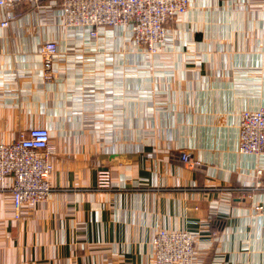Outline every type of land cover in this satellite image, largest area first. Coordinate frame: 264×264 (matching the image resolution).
<instances>
[{
	"label": "crops",
	"instance_id": "crops-1",
	"mask_svg": "<svg viewBox=\"0 0 264 264\" xmlns=\"http://www.w3.org/2000/svg\"><path fill=\"white\" fill-rule=\"evenodd\" d=\"M263 106L264 0H191L156 55L128 29L66 28L54 0L0 9V142L45 128L57 150L47 201L17 221L0 193V264H154L160 227L192 233L195 264H264V157L239 152L241 114Z\"/></svg>",
	"mask_w": 264,
	"mask_h": 264
},
{
	"label": "built area",
	"instance_id": "built-area-1",
	"mask_svg": "<svg viewBox=\"0 0 264 264\" xmlns=\"http://www.w3.org/2000/svg\"><path fill=\"white\" fill-rule=\"evenodd\" d=\"M44 0H0V9L7 10L15 4L39 5ZM61 4L66 28H88L96 38L101 27L123 28L132 33L134 43L151 55L160 52L168 38V24L186 14L191 0H54ZM11 15L1 22L8 28ZM59 53L56 42L42 44L40 56L44 79L54 78L53 65ZM50 133L45 128H32L20 133L12 142H0V193L9 192L13 200L14 217L22 218L25 207L45 202L53 189L50 177L57 155L51 144ZM239 152L243 155L264 157V106L255 111H245L239 120ZM186 168L200 170L203 164L192 152L182 150L177 156ZM263 176L257 170L258 180L250 188L262 189ZM110 172L98 171L97 189L112 191ZM253 195V194H252ZM262 206L256 207L261 211ZM154 264H195V239L189 231L156 230L152 241Z\"/></svg>",
	"mask_w": 264,
	"mask_h": 264
},
{
	"label": "trees",
	"instance_id": "trees-1",
	"mask_svg": "<svg viewBox=\"0 0 264 264\" xmlns=\"http://www.w3.org/2000/svg\"><path fill=\"white\" fill-rule=\"evenodd\" d=\"M214 223L217 224V226H219L220 229L223 226V222H221L219 220L214 221Z\"/></svg>",
	"mask_w": 264,
	"mask_h": 264
}]
</instances>
